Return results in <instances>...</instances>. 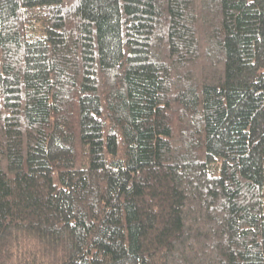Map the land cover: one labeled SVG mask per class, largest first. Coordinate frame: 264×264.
Here are the masks:
<instances>
[{"label": "trees", "instance_id": "obj_1", "mask_svg": "<svg viewBox=\"0 0 264 264\" xmlns=\"http://www.w3.org/2000/svg\"><path fill=\"white\" fill-rule=\"evenodd\" d=\"M0 264H264V0H0Z\"/></svg>", "mask_w": 264, "mask_h": 264}]
</instances>
